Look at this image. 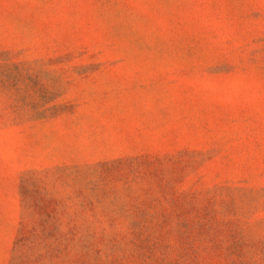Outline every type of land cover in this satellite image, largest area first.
<instances>
[{
	"label": "rangeland",
	"instance_id": "1",
	"mask_svg": "<svg viewBox=\"0 0 264 264\" xmlns=\"http://www.w3.org/2000/svg\"><path fill=\"white\" fill-rule=\"evenodd\" d=\"M0 264H264V0H0Z\"/></svg>",
	"mask_w": 264,
	"mask_h": 264
}]
</instances>
